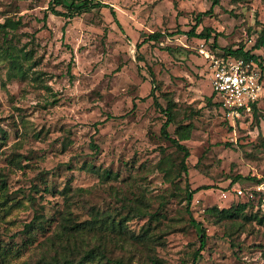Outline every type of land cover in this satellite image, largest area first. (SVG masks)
Returning a JSON list of instances; mask_svg holds the SVG:
<instances>
[{"label": "rangeland", "instance_id": "374dc122", "mask_svg": "<svg viewBox=\"0 0 264 264\" xmlns=\"http://www.w3.org/2000/svg\"><path fill=\"white\" fill-rule=\"evenodd\" d=\"M214 1L95 0L67 19L48 10L51 0H0V26L14 24L0 27V264L60 258L62 226L84 222L91 231L78 244L121 264H192L200 231L189 223L185 181L206 188L190 205L206 233L195 264H264L254 211L222 220L205 212L235 210L234 190L264 176V72L256 113L231 119L201 52L242 47L264 62V48L252 49L264 0ZM209 10L195 33L210 37L187 36ZM155 99L171 104L170 135L189 125L187 178L178 177L182 155L160 135Z\"/></svg>", "mask_w": 264, "mask_h": 264}, {"label": "trees", "instance_id": "16d2710c", "mask_svg": "<svg viewBox=\"0 0 264 264\" xmlns=\"http://www.w3.org/2000/svg\"><path fill=\"white\" fill-rule=\"evenodd\" d=\"M66 1L69 3L66 5ZM217 3V0L214 1L213 5ZM98 4H96L95 0H51L48 5V10L56 16H63L66 17L67 19L72 17V12H75V15H80L82 13H85L89 11L90 9L96 7ZM55 6H60L63 7V9L67 12L61 13L55 10ZM211 10L207 12L200 13L197 16V20L195 26L191 28L188 32L185 34L189 37H195V38H200V39H207L210 37V31L207 29L205 32H200L199 34L195 33V29L198 26L199 19L201 16L210 13ZM10 27L14 28V24H11V22H5L4 25H1V28L5 27ZM172 35V34H171ZM4 36H7V32L4 30ZM162 34H152L151 36H148L149 40L152 41H158ZM217 41V35L213 36V42L216 43ZM261 48H264V26L263 29L261 30L257 40L255 41L252 49L253 50H260ZM7 50V48H6ZM225 54H222L219 57L222 58H237V59H243L246 61H253L257 67L260 69V73L262 75V72H264V65L263 61L261 60L260 56H256L252 54L250 51H244L242 47L237 48L236 50H231V49H224ZM152 77V83H154L153 80V75L150 74ZM153 95V91H151V94ZM154 104L157 109L163 114L165 121L163 122L161 129H160V135L163 139L168 141L171 146L175 148V150L180 153L181 159L178 163V171L180 174H178V177H181V173L184 174V176L187 178V166L185 164L186 159L189 157V151L188 148L182 144V142L188 140L189 136V125H179L176 126L175 131L173 136L170 135L167 132V128L171 124H176L174 121V116H173V109L171 107V104L168 105L166 108H162L159 106L157 103L156 99L154 100ZM216 105L221 106V103L218 101ZM257 111V103L252 105L251 112L252 114H255ZM95 149L97 148L96 146L94 147ZM97 151V149H96ZM166 175V173H165ZM251 182L257 181V178H251ZM201 189H206V188H197L195 190H191L188 184V181H185V196L184 200L186 202V213L189 217V223L193 227H199L200 231V236H199V248L193 253V262L192 264H195V261L197 257L200 255L201 251L204 250L205 244H206V233L205 229L201 226L199 222H196L195 219L193 218L190 210V205L192 201V197L195 193L200 191ZM5 190V183L0 180V207L3 203L7 201V196L6 193L4 192ZM235 210H232V207H229L227 209H217V208H209L205 212H207L209 215H214L216 214L220 220L222 219H233L236 218L237 215L242 213L246 209H250L251 211L255 212V215L252 216L253 219L258 220L259 223L264 222V214H262L259 210L255 208V203L254 201L248 200V201H242L238 202L236 206L234 207ZM261 215L262 217L258 219V215ZM38 225V228H42V217L36 219ZM66 221V220H65ZM64 221V222H65ZM87 222L84 223H71L70 225L64 224L62 226V230L67 232V236L65 238L63 248L66 251V254L63 255L60 258H51L50 260H42L39 264H91L93 261L100 259L105 262V264H121V261H116L113 259H110L107 257L105 254L104 250H100L98 247H88V246H80L78 244V240H76V236H79L78 238H84L85 234L84 231L86 230L87 232H90V224L87 226ZM112 226L115 227L114 223H112ZM117 226L120 227V222L117 224ZM32 225L28 224L25 226L26 231L31 229ZM62 237L60 238L61 240L63 239V233L61 234ZM82 243V242H81ZM6 255V251L3 250L0 253V256L3 257Z\"/></svg>", "mask_w": 264, "mask_h": 264}, {"label": "built area", "instance_id": "2783aa9c", "mask_svg": "<svg viewBox=\"0 0 264 264\" xmlns=\"http://www.w3.org/2000/svg\"><path fill=\"white\" fill-rule=\"evenodd\" d=\"M201 52L206 58L210 57V83L214 94L219 95L222 110L231 119L239 118L243 113L250 114L252 105L263 97L262 75L257 65L253 61ZM234 192L242 201H254L255 208L264 214V176Z\"/></svg>", "mask_w": 264, "mask_h": 264}]
</instances>
